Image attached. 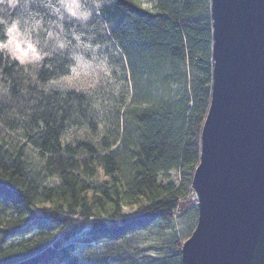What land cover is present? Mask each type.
I'll use <instances>...</instances> for the list:
<instances>
[{
  "label": "trees",
  "instance_id": "trees-1",
  "mask_svg": "<svg viewBox=\"0 0 264 264\" xmlns=\"http://www.w3.org/2000/svg\"><path fill=\"white\" fill-rule=\"evenodd\" d=\"M211 3L20 0L12 14L42 59L0 49V264H183L212 101ZM81 61L111 73L64 86ZM153 236L147 257L135 240Z\"/></svg>",
  "mask_w": 264,
  "mask_h": 264
},
{
  "label": "water",
  "instance_id": "water-1",
  "mask_svg": "<svg viewBox=\"0 0 264 264\" xmlns=\"http://www.w3.org/2000/svg\"><path fill=\"white\" fill-rule=\"evenodd\" d=\"M214 84L183 264H264V0H212Z\"/></svg>",
  "mask_w": 264,
  "mask_h": 264
},
{
  "label": "clouds",
  "instance_id": "clouds-1",
  "mask_svg": "<svg viewBox=\"0 0 264 264\" xmlns=\"http://www.w3.org/2000/svg\"><path fill=\"white\" fill-rule=\"evenodd\" d=\"M20 0H0V49L8 51L21 64L30 63L33 57L42 59L35 44L25 35V27L19 15H13ZM63 46V45H61ZM29 49L32 51L30 52Z\"/></svg>",
  "mask_w": 264,
  "mask_h": 264
},
{
  "label": "rangeland",
  "instance_id": "rangeland-1",
  "mask_svg": "<svg viewBox=\"0 0 264 264\" xmlns=\"http://www.w3.org/2000/svg\"><path fill=\"white\" fill-rule=\"evenodd\" d=\"M146 4H149V3H146ZM23 22H24V27H25V30H26L25 31V35L27 36V38H29L34 43V41L31 38V33H30V29H29L28 23L25 20H23ZM35 46H36V44H35ZM36 50H37V46H36ZM29 51L31 52L32 50L29 49ZM39 60L40 59H37V58L33 57L31 59L30 64H36ZM104 72H107L108 75L111 73L106 65H101V64H95V63H89V62L81 61L76 66V68L73 70V74H72L71 78L70 79L68 78V79L64 80V81H66V84L64 86L74 87V88H79V87L80 88H82V87L85 88L86 84H91L92 81L95 80V78L98 77V75H103ZM108 80H109V82H111V79H108ZM6 93H7V89L4 87L3 81L1 80V77H0V96L2 94L4 95ZM193 193L196 194V191L194 190ZM184 228H186V227H184ZM183 230H185V229H183ZM186 232H187V230H186ZM157 242H158V239H157L156 236L151 237L147 241L135 240V243L137 245H139V246H141V247L146 249V252L144 254L147 257L156 255V251L152 250L151 248L152 247L156 248V246H158Z\"/></svg>",
  "mask_w": 264,
  "mask_h": 264
},
{
  "label": "bare ground",
  "instance_id": "bare-ground-1",
  "mask_svg": "<svg viewBox=\"0 0 264 264\" xmlns=\"http://www.w3.org/2000/svg\"><path fill=\"white\" fill-rule=\"evenodd\" d=\"M211 4H212V3H211ZM213 84H214V81H213ZM3 85H4V87H5L6 89H8V87H7L4 83H3ZM2 95H3V94H2ZM2 95H1V96H2ZM193 188H194V187H193ZM194 196H195L196 203H197V207H198V203H199L198 196H197V194H195ZM198 219H199V214H198ZM197 224H198V221H197ZM197 224H196V226H197ZM195 228H196V227H195ZM195 228H194V230H195ZM194 230H193V231H194ZM192 233H193V232H192ZM191 235H192V234H191ZM191 235H190V236H191ZM190 236H189V237H190ZM189 237H188V238H189ZM188 238H187V239H188ZM187 239L184 241V243L187 241ZM184 243H183V245H184ZM183 245H182V248H183ZM181 252H182V251H181ZM182 262H183V260H182Z\"/></svg>",
  "mask_w": 264,
  "mask_h": 264
}]
</instances>
